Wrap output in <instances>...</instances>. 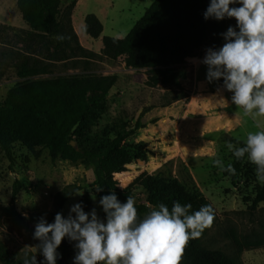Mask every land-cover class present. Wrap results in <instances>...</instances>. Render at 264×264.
<instances>
[{"label": "rangeland", "instance_id": "374dc122", "mask_svg": "<svg viewBox=\"0 0 264 264\" xmlns=\"http://www.w3.org/2000/svg\"><path fill=\"white\" fill-rule=\"evenodd\" d=\"M70 2L62 0V9ZM151 4L152 0H92L89 10L93 13L96 8H102L104 36L115 37L122 33L125 37ZM18 21L14 0H0V102L10 88L22 81L15 67L16 55L27 52L31 44L26 33L30 26L20 28ZM235 24V18H230L228 28H235ZM226 42L224 39V44ZM32 44L34 49L45 53V49H38L37 43ZM206 53L203 49L196 57L187 59V77L181 82L189 98L166 107L161 105L173 100L176 88L149 86L148 72L127 67L124 57L114 62L98 58L86 70L62 67L58 62L53 74L40 77L51 78L61 72L117 75V83L84 128L89 135L112 139L120 130L139 121L142 126L128 141L142 143L145 147L143 152L132 154L125 171L130 174L129 180L125 183L115 175V183H110V187L131 191L135 202H145L149 186L159 172L177 177L190 186L195 184L217 209V218L203 239L204 245L223 249L233 256L234 248L227 236L231 230L240 237L248 236L250 241L264 240V202L256 209L251 208L257 188L263 183L257 180L255 165L247 159L236 183L214 166L213 160L219 158L225 165L231 163L234 156L227 144L231 143L233 149L238 146L230 139L246 141L249 132L264 130V116L245 115L243 108L232 102L233 93L225 88L222 77L208 82V66L202 62ZM15 186L19 188L15 201L19 214L11 217L0 212V239L21 257L36 256L38 264L42 261L38 247L42 240L34 238L35 226L41 219L54 222L56 195L65 189H81L60 211L65 219L75 217L71 207L79 203L83 194L89 193L94 207L91 211L82 210L90 219L95 211L97 220L102 222L92 163L52 160L47 149H42L41 156L35 157L16 143L12 158L0 151V205L11 203ZM68 239L65 237L62 242ZM33 248L36 251H32ZM78 252L75 245L66 251L57 250V264H74ZM240 258L245 264H264V245L245 250Z\"/></svg>", "mask_w": 264, "mask_h": 264}, {"label": "trees", "instance_id": "16d2710c", "mask_svg": "<svg viewBox=\"0 0 264 264\" xmlns=\"http://www.w3.org/2000/svg\"><path fill=\"white\" fill-rule=\"evenodd\" d=\"M61 3L62 0H17L18 10L31 28L26 31L31 44L27 52L16 55L15 67L22 81L10 88L0 102V151L12 158L13 147L19 143L35 157H40L41 150L47 149L52 160L92 163L96 186L100 189L97 191L99 201L102 196L114 192L121 203H126L128 196L133 197L132 192L112 189L110 183H115V175L125 183L129 180L130 174L125 171L132 161V154L143 152L145 145L130 143L128 139L142 126L141 123L137 121L134 126L120 130L112 139L89 135L84 128L108 97L118 76L94 72H61L51 78L40 76L53 74L58 62L62 67L86 70L98 58L114 62L124 57L127 67L148 72L149 86L176 88L173 100L161 105L166 107L174 101L189 98L181 82L187 77V59L196 57L203 49L222 47L230 18L205 20L203 13L210 0H154L125 37L103 36L104 47L97 53L80 43L74 29L71 16L76 1L70 2L65 9ZM85 26L87 34L93 38H99L104 30L102 21L94 13L86 16ZM32 43H37L39 50L45 49V53L34 49ZM221 81L224 83L223 78ZM230 140L238 148L245 146L243 140ZM246 159L247 155L240 160L233 157L230 164L235 174L224 172L233 183L240 177ZM80 190L65 189L56 195L52 220L66 201ZM18 193L19 188L15 186L11 203L0 205L2 214L11 217L19 214L15 205ZM148 193L145 202H135L137 222L160 203L170 210L174 201L191 204L190 211L198 210L202 205H210L213 209V222L199 238L189 240L179 264H245L240 255L245 250L264 245L262 239L250 241L248 236L240 237L231 230L227 236L234 248L233 256L223 249L206 247L203 239L217 218V209L195 184L190 186L177 177L159 172ZM262 202L264 183L257 188L251 208L256 209ZM79 203L85 211L94 207L89 193L83 194ZM101 208L102 222L106 223L107 214L102 205ZM77 243L68 239L57 250L66 251ZM39 255L43 260L41 252ZM25 259L18 252H12L0 239V264H24Z\"/></svg>", "mask_w": 264, "mask_h": 264}, {"label": "clouds", "instance_id": "9594fccd", "mask_svg": "<svg viewBox=\"0 0 264 264\" xmlns=\"http://www.w3.org/2000/svg\"><path fill=\"white\" fill-rule=\"evenodd\" d=\"M203 16L205 20H236L235 28L230 26L223 34L227 42L207 50L202 61L208 66L206 79L222 77L225 88L233 93L232 102L245 115L264 116V0H210ZM227 148L237 160L247 155L255 165L257 180L264 183V130L249 132L244 147L233 149L228 143ZM213 164L221 172L235 174L230 163L215 158ZM99 203L107 214L106 223L97 220L95 211L90 219L80 203L71 207L74 218L57 213L53 223L40 220L34 231V238L42 240L39 264H57V249L65 237L78 241L74 264H179L189 240L199 238L214 219L210 205L190 211L191 204L174 201L171 210L160 203L137 222L133 197L121 203L113 192ZM24 264H38L36 256Z\"/></svg>", "mask_w": 264, "mask_h": 264}, {"label": "crops", "instance_id": "0c3cea01", "mask_svg": "<svg viewBox=\"0 0 264 264\" xmlns=\"http://www.w3.org/2000/svg\"><path fill=\"white\" fill-rule=\"evenodd\" d=\"M73 1V0H71ZM76 1V5L73 9L72 12V23L74 26L75 31L77 32L78 38L80 43L90 49L93 50L97 53H101L104 44H103V36H104V31L102 33V35L99 38H93L91 37L89 34H87L86 30H85V18L88 14L91 13L92 10H89V2H91L92 0H75ZM93 1H100V0H93ZM140 1V0H138ZM146 0H144L145 2ZM154 2V0H152V3ZM14 4L17 7V0H14ZM62 6V5H61ZM18 9V7H17ZM103 23V12H102V8H96V10H93ZM18 14H19V21H18V27L20 28H29V24L23 19L21 13L18 10ZM115 37L118 38H123V34L122 33H117L114 35Z\"/></svg>", "mask_w": 264, "mask_h": 264}, {"label": "water", "instance_id": "95a60500", "mask_svg": "<svg viewBox=\"0 0 264 264\" xmlns=\"http://www.w3.org/2000/svg\"><path fill=\"white\" fill-rule=\"evenodd\" d=\"M72 144H73V145H75V144H76V142H75V141H73V142H72Z\"/></svg>", "mask_w": 264, "mask_h": 264}]
</instances>
